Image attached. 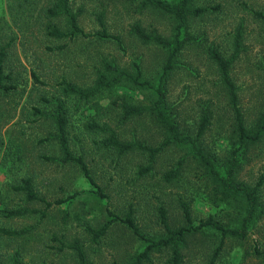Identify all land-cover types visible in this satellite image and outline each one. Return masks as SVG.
I'll use <instances>...</instances> for the list:
<instances>
[{
    "label": "rangeland",
    "instance_id": "1",
    "mask_svg": "<svg viewBox=\"0 0 264 264\" xmlns=\"http://www.w3.org/2000/svg\"><path fill=\"white\" fill-rule=\"evenodd\" d=\"M57 0H0V58L4 49V84L0 89V228L30 231L15 236L0 232L2 264H81L75 243L86 253L89 264H131L147 243L124 223L114 222L106 235L95 240L88 227L99 229L114 214L124 218L130 211L147 238L167 236L161 210L170 227H188L182 202L190 209L192 223L210 218L226 228L242 229L245 237L222 233L212 226L192 230L178 243L181 264L264 263V137L242 146L236 179L228 182L227 169L239 148L233 109L210 48L230 57L235 34L243 25L244 51L234 61L231 75L248 129L253 130L264 113V0H195L194 7L207 11L191 16L188 33L194 42L178 55L175 68L165 80L161 112L178 127L182 142H172L157 156L151 168L147 152L120 153L106 145L114 132L118 139L158 146L170 138L153 113L123 120L122 104L157 106L159 81L169 50L136 34L139 25L152 36L173 39L176 19L142 0H70L74 10L84 11L80 26L90 33L103 29L120 36L57 38L54 26L68 31L67 17H50L48 8ZM172 3L177 0H166ZM114 66L150 83L140 88L123 79L96 95L85 97L66 91L68 83L83 90L96 86L104 73L111 77ZM59 106L67 120L68 143L75 156L87 162L96 186L80 166L63 160L56 116ZM211 123L197 143L215 160L226 182L214 181L196 159L195 139L204 110ZM196 157V158H195ZM182 162V166L180 165ZM227 168V169H226ZM179 169V176L165 175ZM31 180L35 192L47 201L68 199L41 212L7 216L14 209L44 210L42 201L29 200L15 186ZM257 190L256 212L249 218L250 203L238 183ZM233 184L231 186L230 184ZM100 188L101 197L94 191ZM91 190H94L93 192ZM174 247H159L143 264H174Z\"/></svg>",
    "mask_w": 264,
    "mask_h": 264
},
{
    "label": "trees",
    "instance_id": "2",
    "mask_svg": "<svg viewBox=\"0 0 264 264\" xmlns=\"http://www.w3.org/2000/svg\"><path fill=\"white\" fill-rule=\"evenodd\" d=\"M144 5L156 7L160 10H164L168 13H171L175 19H176V28L175 33L172 40H169L167 38H164L160 35L152 36L149 33L145 32L143 28H141L139 25H136L134 30L137 35H139L141 38H143L145 41H154L159 45H162L166 48H168V58L166 61V64L163 68V72L160 77L159 81V87H158V93H159V99L157 106L154 107H145V106H139L135 104L130 103H123L122 104V114H123V120H128L132 116L135 115H143L145 113H153L156 115L157 121L169 132L170 138L167 140H164L161 144L158 146H149L143 143H137V142H131V141H122L117 138L116 134L114 132L111 133V135L106 140V145L112 146L118 150V152L124 154L131 151L141 150L144 152H147L149 155L150 164L147 166L143 171L149 170L153 163L156 161L157 156L162 152L164 148H166L168 145H170L172 142H182L185 138L180 137V133L178 130V127L175 123L170 121L160 110L158 107V104L161 100L164 98V92L162 91V88L164 86L165 80L170 76L172 71L175 68V62L177 61L178 55L186 48L187 45L192 44L194 42V36L190 33H188V21L191 16H198L207 11V8L205 7H194L193 3L195 0H177V2L172 3L166 0H142ZM84 11V7L80 6L77 10H74L70 0H57L54 6L49 7L47 12L50 17H60L65 16L67 17L69 29L68 31L61 30L57 26H54L53 29L49 32L50 35L55 36L57 38H64V37H92L94 35H99L103 38H114L120 41L119 35H114L109 33L106 28L103 21V16L99 17L101 26L103 29L98 30L95 33L86 32L79 24V17ZM256 15L260 17L264 21V14L262 12H256ZM244 27L241 25L238 28V31L235 34V48L230 57H225L218 49L216 48H210L209 53L210 57L216 62L221 83L224 86L230 105L233 109L234 113V121H235V132L238 137V141L240 143L239 148H236L233 151L234 157L231 161V164L229 168L226 170L228 175V182L234 181L236 179V170L237 167L240 166L237 158H238V152L240 147L246 146V145H253L259 142L264 137V113L258 120L257 126L255 129L250 130L248 129L244 114L242 112L240 102H239V95L236 83L234 82L232 75H231V68L234 63V61L241 55V53L244 51V45H243V38H244ZM4 49L2 50V57L0 58V89H8V86L4 84L3 80L5 78L4 76V65H3V57H4ZM112 70H115L117 74L107 77L106 74L102 73L99 78L98 82L95 87H93L90 90H83L73 84L68 83L66 85V91L69 93L79 94L86 99L96 95L99 93L103 88L112 87L116 85L119 81L123 79V76H126L128 79H131L133 83L136 86H139L140 88L143 87H149L150 83L146 80L142 79V71L141 69L136 66L134 73H128L123 70H120L117 67L110 66L109 67ZM65 111L62 106H59V111L56 116L57 120V126H58V140L60 143V146L63 151V160L65 162H73L76 163L80 168L82 169L84 175L90 180V182L96 186V182L91 175L90 169L88 167L87 162L84 160L82 156H75L70 148L68 143V132H67V120L65 116ZM212 113L210 109H206L203 111L201 116L200 125L198 127V132L195 139H191L190 137L186 138L189 139L193 144H195L196 152L199 155V157H195L196 159H199L201 161V164L203 167L208 170L209 175L213 178L214 181H222L226 182L225 178L227 175L223 176L221 172L218 170L217 165L215 163L214 159H211L207 156L206 152L203 150L201 146H197V143L203 138L205 135L210 123H211ZM180 165L182 166V162H180ZM180 170L179 169H173L170 172H168L165 175V179L167 181H172L173 179L177 178L179 176ZM233 186V184H230ZM261 183L259 182L255 187L251 188L250 186L244 184V183H238L236 185V190L239 192H244L246 196L248 197V201L250 203V210H249V218L252 219L256 212V193L257 190L260 188ZM17 190L24 191L26 193V196L29 200H35V201H42L46 204V207L44 210H29V209H14L6 211L7 216H19L26 214L28 212H41L42 216L45 217L48 210L52 208L53 206L60 205L62 203H65L68 199H71L74 197V195L69 196L65 199H59L55 201H47L45 198L39 196L35 190L33 189V186L31 184V180H24L22 184L15 186ZM92 192L94 190H91ZM95 193L99 194L101 197H104L105 194L103 191L98 188L94 191ZM182 206L184 209L185 217L188 221V227L184 226L178 229H173L170 227L167 221V216L165 210L162 208L161 210V216L163 224L165 225V229L167 232V236L161 237L159 239H151L144 236V234L141 232L138 224L135 221V218L133 217V212L130 211V213L125 216L124 218L120 217L119 215L114 214L112 219L107 221L102 227L99 229H94L91 227H88V231L93 235L94 239L97 240L104 235L107 234L110 226L116 222L120 221L121 223H124L135 235H137L139 238L143 239L147 245L143 251L138 253L131 264H143V262L149 257L150 252L154 249H157L159 247H168L173 246L174 247V256H173V263L174 264H181L183 261L182 255L180 253V250L177 248L178 243L182 242L185 238V235L189 233L192 230H199L205 226H212L215 227L217 230H219L223 237L228 235L233 236H239V237H245L246 235V222L247 219L243 223L242 229H234V228H226L222 224L214 222L212 218H210L207 221H203L198 225H194L192 223L191 213L189 206L182 202ZM30 231V228H25L22 230H8L6 228H0V232L6 235L15 236L18 234H22L25 232ZM75 249L78 253V257L81 264H89L87 262L86 253L81 245H79L78 242L75 243ZM0 264L1 261H0ZM264 264V263H262Z\"/></svg>",
    "mask_w": 264,
    "mask_h": 264
}]
</instances>
